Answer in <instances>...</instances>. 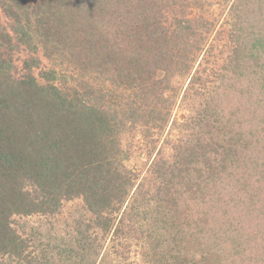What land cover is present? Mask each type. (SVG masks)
I'll list each match as a JSON object with an SVG mask.
<instances>
[{"label":"trees","instance_id":"1","mask_svg":"<svg viewBox=\"0 0 264 264\" xmlns=\"http://www.w3.org/2000/svg\"><path fill=\"white\" fill-rule=\"evenodd\" d=\"M210 4L0 0V264H117L108 237L144 238V264H264V0L233 1L212 86ZM139 140H162L144 176ZM75 199L63 232L25 219Z\"/></svg>","mask_w":264,"mask_h":264},{"label":"rangeland","instance_id":"2","mask_svg":"<svg viewBox=\"0 0 264 264\" xmlns=\"http://www.w3.org/2000/svg\"><path fill=\"white\" fill-rule=\"evenodd\" d=\"M233 1L234 0H210V18H213L217 21L216 30H221V36L213 40L214 48L212 50V54L208 56L209 60L203 61V64L201 66V70L203 71V69H205L203 72H206L210 76V79L208 81L209 86L216 84L217 81L215 80V71L217 68L222 67L223 61L230 50L231 45L228 39L230 27L229 13L230 6L232 5ZM213 37L214 35L212 36V38ZM20 57L23 58V54H21ZM21 60L22 59L17 58V62L20 64ZM196 102V99H192L190 102L183 104V106H181L179 109L177 108L175 110L177 116L179 118H183V116L188 113L190 105L193 106ZM161 143L162 140L161 142H159L158 148L154 150V152H152L151 154V147L148 145L146 146L145 143L140 140L139 145H136L134 147V150H136V157L131 161V164L138 172L141 173L142 176L149 173V167L154 157L156 156V153L160 148ZM83 213H85L83 201L81 199H75L70 201H64L62 207V214L58 215L55 218L47 217L44 215H32L26 217L25 219L30 223V225H40V227L43 228V230L46 231L47 234H49L48 230H51V228L54 226L56 227L57 231L63 232L65 228H68L67 224L64 222L67 217H69V224L73 225L75 219L80 217V214ZM125 242L131 244L130 250H125V253H116L115 249L119 247H116V245L120 242H115L113 238L108 237L103 250L104 252L106 251L108 253H111L110 255L116 258L117 264H144V260H142L141 257L142 245L144 246V243H146V241H144V238L143 240L139 241L135 239H127V241ZM121 249L122 248H120V251Z\"/></svg>","mask_w":264,"mask_h":264}]
</instances>
